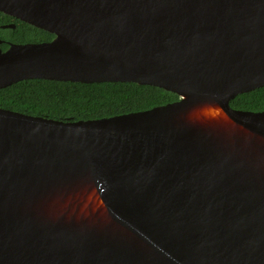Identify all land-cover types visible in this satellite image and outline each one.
Instances as JSON below:
<instances>
[{
  "label": "water",
  "instance_id": "water-1",
  "mask_svg": "<svg viewBox=\"0 0 264 264\" xmlns=\"http://www.w3.org/2000/svg\"><path fill=\"white\" fill-rule=\"evenodd\" d=\"M0 90L136 83L179 100L59 121L0 108V264H264V0H0ZM5 27L15 28V25Z\"/></svg>",
  "mask_w": 264,
  "mask_h": 264
},
{
  "label": "trees",
  "instance_id": "trees-1",
  "mask_svg": "<svg viewBox=\"0 0 264 264\" xmlns=\"http://www.w3.org/2000/svg\"><path fill=\"white\" fill-rule=\"evenodd\" d=\"M5 17L0 12V25L7 22ZM15 22V29L0 27V38L18 44L50 42L54 38L53 34L26 22ZM178 100V95L164 89L129 82L87 84L30 79L0 90V108L59 121L111 118ZM231 106L237 110L263 112L264 87L239 95Z\"/></svg>",
  "mask_w": 264,
  "mask_h": 264
},
{
  "label": "flooded vegetation",
  "instance_id": "flooded-vegetation-1",
  "mask_svg": "<svg viewBox=\"0 0 264 264\" xmlns=\"http://www.w3.org/2000/svg\"><path fill=\"white\" fill-rule=\"evenodd\" d=\"M1 13H2V12H1ZM3 14H4V13H3ZM5 15H6L5 19L7 20V22L4 23V24H2V25H0V27H1L2 29H4V30L15 29L16 26H17V23H16L15 21H16V20H19V19L14 18V17H12V16H9V15H7V14H5ZM7 16H8V17H7ZM9 25H15V28L5 27V26H9ZM54 38H55V36H54ZM54 38H53V39H54ZM0 40L2 41L1 48H2L3 51L8 50L9 47H10V45H12V44H18V43H14V42H12V41H10V40H8V39L0 38ZM4 45H5L7 48H3Z\"/></svg>",
  "mask_w": 264,
  "mask_h": 264
}]
</instances>
